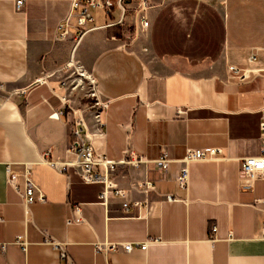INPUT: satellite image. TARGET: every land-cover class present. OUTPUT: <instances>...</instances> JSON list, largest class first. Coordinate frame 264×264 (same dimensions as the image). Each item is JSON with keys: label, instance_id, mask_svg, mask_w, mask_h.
<instances>
[{"label": "crops", "instance_id": "obj_1", "mask_svg": "<svg viewBox=\"0 0 264 264\" xmlns=\"http://www.w3.org/2000/svg\"><path fill=\"white\" fill-rule=\"evenodd\" d=\"M14 2L0 0V264H66L46 234L64 243L74 264H264V202L254 205L264 198V178L251 189L238 185V159L261 152L264 75L239 79L228 71L229 64L264 66V0H164L149 9L145 32L130 10L136 0H123L124 14L119 6L108 15L90 7L93 20L79 38L74 16L68 36L59 37L70 0H23L19 10ZM254 47L257 60L249 63ZM69 62L91 72L111 100L95 147L110 159L128 147L149 159L114 173L127 189V209L116 194L101 203V183L42 159L48 148V158H64L71 138L69 111L55 114ZM202 146L222 147L226 157L190 162L188 185L180 187L179 159L186 147ZM163 152L171 159L165 175L154 162ZM25 162L44 194L27 215ZM7 166L16 186L7 182ZM145 178L153 190L129 189ZM76 207L81 221L71 220ZM23 233L25 251L13 242ZM153 237L159 241L145 250L94 251L96 240Z\"/></svg>", "mask_w": 264, "mask_h": 264}, {"label": "built area", "instance_id": "obj_2", "mask_svg": "<svg viewBox=\"0 0 264 264\" xmlns=\"http://www.w3.org/2000/svg\"><path fill=\"white\" fill-rule=\"evenodd\" d=\"M123 0H70V9L68 16L62 20L58 28L59 37L64 38L69 34V17L74 16L76 20L77 34L76 38H79L87 29L88 22L93 20V15L90 12V7H97L104 9L108 15L111 13L112 8L119 6L122 12L126 11V6L122 2ZM164 0H136L135 5L131 7L134 21L137 24L140 31L145 32L149 26V9ZM23 0H15L14 7L19 10L22 6ZM264 49V46H263ZM257 60V47H254L247 57L249 63H253ZM70 69L63 79L67 92L62 95V106L59 108L56 115L64 114L72 110L71 119V138L65 148V156L62 159L48 158L50 148L46 149L42 153V159L50 166L54 167L58 171L66 173L68 169H73V172L84 183H101L102 189L99 192L100 202L107 204L109 194H116L124 197L122 206L127 209L130 199L128 198L127 189L118 187L116 184L114 173L118 166L125 167H138L141 163L149 161L144 155L137 154L128 147L125 150L124 155L120 159H110L103 151L98 150L93 142V136L95 134L103 133L104 121L101 113L108 106L111 101L109 98L103 97L96 86V80L91 72L86 71L81 66L74 65L69 62L67 65ZM228 71L233 77L239 79H248L253 75L262 73L264 75V66L256 67L250 65L239 66L236 64H229ZM42 81L41 78H39ZM87 85V95L92 96L94 101L91 104L92 112L89 117H84L83 113L79 109L71 108V92L74 88L79 87L83 89ZM182 110L178 111L180 113ZM259 142L261 152L258 155H249L240 157L239 160V172H238V185L240 189H251L254 182L258 178H264V96L261 100L259 108ZM226 155L222 147L219 146H202V147H186L183 156L179 159L181 162L179 172L175 176L180 187H187L189 182V163L195 160H216L225 158ZM171 159L166 152L161 153L159 157L154 159L155 164L160 169L162 175H165ZM32 163L25 162L23 164L22 176L24 179V189L21 192L22 201L25 208L26 215L29 214V204L35 200H43V192L32 181L31 174ZM17 173L9 170L7 166V182L13 186H16ZM129 189H139L145 193L154 189V184L150 179H143L139 182L129 183ZM168 200L176 199L175 195L168 193L165 195ZM261 202H264V198H255L254 205L257 206ZM135 205H139L140 202L134 200ZM147 206V201L145 202ZM79 208L76 207V215L71 218L74 221H81L82 218L78 215ZM1 220V219H0ZM70 221V220H68ZM216 227H212V233L214 234ZM259 233L264 236V218L262 219V225L259 228ZM45 241L49 242L57 247L60 256L64 258L66 264H74L71 257L67 254L64 247V243L56 241L51 235L46 234ZM157 237L145 239L144 241H109V240H96L94 243V251L101 252L106 255L108 252H115L119 250L131 251L136 245L141 249H147L151 242H158ZM13 242L18 244L19 247L25 251L27 247V240L25 234H18L13 239ZM6 242L0 241V246L5 247Z\"/></svg>", "mask_w": 264, "mask_h": 264}, {"label": "rangeland", "instance_id": "obj_3", "mask_svg": "<svg viewBox=\"0 0 264 264\" xmlns=\"http://www.w3.org/2000/svg\"><path fill=\"white\" fill-rule=\"evenodd\" d=\"M88 91L87 85L84 86L83 89H80L79 87L74 88L71 92L70 98H71V108L72 109H79L83 113L84 117H89L90 113L92 112V106L94 99L90 95L88 96L86 93ZM70 117L72 116V110L69 109Z\"/></svg>", "mask_w": 264, "mask_h": 264}]
</instances>
